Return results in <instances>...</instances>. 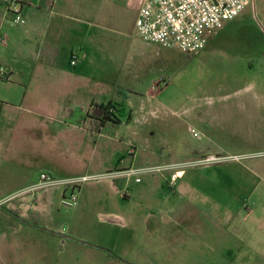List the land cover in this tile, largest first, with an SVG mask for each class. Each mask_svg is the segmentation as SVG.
<instances>
[{"label": "rangeland", "instance_id": "rangeland-1", "mask_svg": "<svg viewBox=\"0 0 264 264\" xmlns=\"http://www.w3.org/2000/svg\"><path fill=\"white\" fill-rule=\"evenodd\" d=\"M142 1L103 0L109 13L107 18L103 12L107 18L104 20L110 23V16L116 14L125 40L136 37L133 24ZM111 3L118 5V12ZM7 18L11 20L8 14ZM153 48L150 52L155 57ZM68 62V55L63 54L58 64L66 68ZM151 63L154 67L149 74L142 75V85L154 92L158 90L157 94H148L127 107L130 117L135 119L131 128L141 134L105 141L99 158L96 152L99 147H91L89 126L81 124L83 129L75 131L76 126L68 124L87 113L100 114L96 105L94 109L89 108V100L85 99L88 91L81 89L76 108L29 109L32 114L28 128L20 130L14 126L16 129L10 130L26 132L30 137L22 142L23 148L14 150L13 165L49 173L57 179L105 174L118 152L116 161L123 163L122 166L128 161L134 167L170 165L172 168L174 165L185 170V177L169 187L165 185L163 191L159 176L169 174L171 169L127 181L118 189L119 205H111V212L115 210L117 214L115 217L101 216L100 210L86 206L88 201L104 195L102 185L113 182L110 179L98 177L80 186L77 200L82 202V210L76 207L77 202L73 207L60 205L64 188L54 187L49 191L52 197L44 202L39 199L37 215L27 220L29 227L38 230L34 232V242L56 245L57 239L39 232L59 234L64 242L61 264H264V224L261 226L264 223V168L263 173L256 170V166L264 165V121L259 120L264 116V106L256 108L264 105V0H251L235 18L222 22L197 53L161 49ZM107 89L104 86L95 91L94 97L106 100L112 96ZM55 90L53 85L46 89L47 103L61 104L65 94ZM54 96L49 101L48 97ZM246 103L253 104L252 114L244 115V109L237 108L238 104ZM75 132L77 142L66 137ZM109 133L112 137V132ZM42 134L44 137L40 138ZM208 155L220 158L221 163L244 160L255 173L254 181H260L252 197L255 205L248 203L247 198L236 205L238 215L233 216L231 224L247 230L252 241L251 245L239 248V252L226 253L221 246L204 248L198 236L196 183L204 167L217 163L206 162ZM7 157L0 154V166ZM211 175L219 180L218 174ZM237 180H242L240 173ZM40 191L23 193L22 198ZM44 193L41 199L48 196V192ZM5 202L0 204V212L8 208ZM246 212L251 213L243 222ZM3 229L1 224L0 230ZM228 259L233 262L227 263Z\"/></svg>", "mask_w": 264, "mask_h": 264}, {"label": "crops", "instance_id": "crops-1", "mask_svg": "<svg viewBox=\"0 0 264 264\" xmlns=\"http://www.w3.org/2000/svg\"><path fill=\"white\" fill-rule=\"evenodd\" d=\"M16 2L25 20L23 25L12 24L0 3V34L5 37V44H0V67L7 72V78L0 80V154L8 156L0 166V204L4 201L9 204L8 208L0 212V225L4 226V229L0 230V264H61L64 244L61 236L56 232L51 231L47 234L41 231L39 233H44L46 237L57 239L55 240L57 244L50 246L34 242V232L37 233L38 230L32 229L27 223L29 218L37 215L35 210L38 200L44 202L46 198H51L49 191L53 188L22 198L21 192L34 184L43 172L36 173L30 167L13 165L14 150L23 148L22 142H27L30 137L26 132L14 133L10 130L28 128L26 126L31 123L29 115L32 114L29 109L76 108L80 98L79 91L84 89L85 92L88 91L85 99L89 100V108L94 109L96 105V111L100 114L94 116L87 113L85 117L70 121L68 124L76 126L75 131L81 129V124L89 126L91 147H99L96 152L101 158L104 152L102 145L106 144L105 141L116 137L124 140L126 135L130 138L142 132L136 133L137 129L131 128L135 123L133 117L129 120L123 119L117 124L105 120L99 106L116 99L113 94L116 95L119 89L127 94V107L132 101L142 100L148 94L156 95L158 90L154 92L150 87L149 89L143 87L142 75L151 72L154 67L151 62L163 48L144 43L134 36L125 40L124 35L119 31L120 25L116 14L110 16L112 22L106 23L104 20L108 18L109 13L105 11L106 3H103V0L97 2L95 0H16ZM111 4L114 8L117 7L118 12V5ZM107 6L110 10V1ZM103 12L106 13L107 18L104 17ZM110 44L113 47L110 48ZM152 47L155 50V57H152L150 52ZM63 54L68 55V61L71 56H75L77 63L71 66L68 62V66L62 68L58 61ZM109 76L111 80L108 79ZM115 77L119 80H114ZM52 85L56 87V92L65 94L61 104H53L50 101L56 96L48 97L50 103H47L46 89ZM104 86H108L109 94L112 96L101 101L96 99L94 94ZM69 103L74 105L70 106ZM232 105L234 104L229 106ZM237 106L244 109L242 110L244 115L252 114L254 109L252 103ZM261 106L264 105L256 108ZM259 120L263 122L264 116ZM109 128L112 130L109 131ZM109 132H112V137ZM44 134L40 138L44 137ZM66 137L77 142L78 133H69ZM13 141L17 143L12 145ZM117 156L118 152L113 155L114 159L105 171L113 174L106 178L113 182L104 183L102 185L104 195L102 193L100 198L92 199L86 205L92 207V210H100L101 216H117L114 214L115 210L114 213L111 212V205L115 207L119 205L118 189L136 177L123 173L130 168H139L132 166V161L125 162L123 166V163L118 164ZM209 156L212 155L207 157ZM245 163L244 160L222 163L219 161L208 168L204 167V171L198 176L197 226L198 236L204 248L221 246L224 252L232 253L233 250L239 252L241 250L239 248L252 244L247 230H241L239 226L231 224L233 216L238 215L236 205L243 198H247L252 206L255 205L252 197L255 188L260 184V181H254L255 173ZM174 167L173 165L169 174L166 172V175L159 176L161 183L164 184H161L162 191L165 185L167 187L172 185L170 182L172 174L175 173L173 183L185 177V170ZM263 168L264 165L256 166V170L261 173ZM238 173L242 175L240 181L237 180ZM101 174L104 173L93 175ZM211 174H218L219 180H214L210 177ZM48 175L52 176L49 173ZM44 192H48V196L41 199V195L46 194ZM126 197L123 195V198ZM78 201L80 199L77 200L76 207L82 210L80 208L82 202L78 203ZM250 213L246 212L241 221L246 222ZM263 224L261 223V226ZM206 225L216 230H210ZM226 262L233 261L228 259Z\"/></svg>", "mask_w": 264, "mask_h": 264}, {"label": "built area", "instance_id": "built-area-1", "mask_svg": "<svg viewBox=\"0 0 264 264\" xmlns=\"http://www.w3.org/2000/svg\"><path fill=\"white\" fill-rule=\"evenodd\" d=\"M251 0H143L134 20V34L142 42L154 44L168 50H181L197 53L206 44L208 36L218 28L222 22L235 18ZM6 14L10 15L11 23L23 25L25 20L20 12L16 0H0ZM0 44H5V37L0 34ZM76 57L71 56L69 64L74 66ZM7 78V72L0 67V80ZM188 132L195 136V132L188 128ZM237 159V158H235ZM206 162H219L220 158L209 156ZM170 170V165L139 167L126 170L124 175L139 176L146 173H157ZM113 174L105 173L93 176H79L57 179L45 173L38 176V180L21 193L63 187L60 205L73 207L77 202L79 187L88 181L109 178ZM136 181L138 178L135 179ZM175 180V173L170 176L171 184Z\"/></svg>", "mask_w": 264, "mask_h": 264}, {"label": "trees", "instance_id": "trees-1", "mask_svg": "<svg viewBox=\"0 0 264 264\" xmlns=\"http://www.w3.org/2000/svg\"><path fill=\"white\" fill-rule=\"evenodd\" d=\"M123 90H117L118 99H112L99 106L103 118L111 123L117 124L121 120H129L130 114L126 105L127 94Z\"/></svg>", "mask_w": 264, "mask_h": 264}]
</instances>
